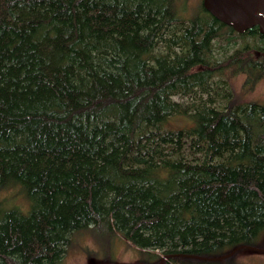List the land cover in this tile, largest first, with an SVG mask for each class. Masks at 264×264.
<instances>
[{
  "label": "trees",
  "instance_id": "obj_1",
  "mask_svg": "<svg viewBox=\"0 0 264 264\" xmlns=\"http://www.w3.org/2000/svg\"><path fill=\"white\" fill-rule=\"evenodd\" d=\"M176 2L0 0V193L26 203L0 198V264L86 229L144 264L264 247V104L227 77L264 80V33Z\"/></svg>",
  "mask_w": 264,
  "mask_h": 264
},
{
  "label": "rangeland",
  "instance_id": "obj_2",
  "mask_svg": "<svg viewBox=\"0 0 264 264\" xmlns=\"http://www.w3.org/2000/svg\"><path fill=\"white\" fill-rule=\"evenodd\" d=\"M199 2L200 0H177L176 7L182 16H188L197 8ZM227 77L237 101L264 104L263 79L249 87L248 84H244L243 75ZM173 122L177 124L179 120ZM8 193L12 196L7 197H10L11 201L14 200L16 206L21 209L26 207L25 201L16 191ZM7 194L1 192L0 198L6 197ZM103 239L100 237L95 240L89 229L73 234L58 264H144L142 259L144 260L146 256H140L121 236L115 234L107 240ZM259 244L264 246V237ZM228 256L229 264H264V247L257 250L242 249Z\"/></svg>",
  "mask_w": 264,
  "mask_h": 264
},
{
  "label": "water",
  "instance_id": "obj_3",
  "mask_svg": "<svg viewBox=\"0 0 264 264\" xmlns=\"http://www.w3.org/2000/svg\"><path fill=\"white\" fill-rule=\"evenodd\" d=\"M201 6L236 32L256 26L259 33H264V0H201Z\"/></svg>",
  "mask_w": 264,
  "mask_h": 264
},
{
  "label": "flooded vegetation",
  "instance_id": "obj_4",
  "mask_svg": "<svg viewBox=\"0 0 264 264\" xmlns=\"http://www.w3.org/2000/svg\"><path fill=\"white\" fill-rule=\"evenodd\" d=\"M201 1V0H200Z\"/></svg>",
  "mask_w": 264,
  "mask_h": 264
}]
</instances>
